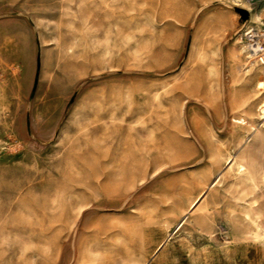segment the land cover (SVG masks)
<instances>
[{
  "label": "rangeland",
  "instance_id": "374dc122",
  "mask_svg": "<svg viewBox=\"0 0 264 264\" xmlns=\"http://www.w3.org/2000/svg\"><path fill=\"white\" fill-rule=\"evenodd\" d=\"M247 28L264 0H0V264H264Z\"/></svg>",
  "mask_w": 264,
  "mask_h": 264
},
{
  "label": "built area",
  "instance_id": "2783aa9c",
  "mask_svg": "<svg viewBox=\"0 0 264 264\" xmlns=\"http://www.w3.org/2000/svg\"><path fill=\"white\" fill-rule=\"evenodd\" d=\"M245 41L248 61L256 64L264 63V30L257 28H247L241 35Z\"/></svg>",
  "mask_w": 264,
  "mask_h": 264
},
{
  "label": "bare ground",
  "instance_id": "6f19581e",
  "mask_svg": "<svg viewBox=\"0 0 264 264\" xmlns=\"http://www.w3.org/2000/svg\"><path fill=\"white\" fill-rule=\"evenodd\" d=\"M245 168H246V167H244L243 165H240V166H239V169H240L239 171H240V172H246V169H245ZM244 175H245V173H244ZM245 176H246V175H245ZM263 176H264V175H263ZM258 235H259V234H258ZM263 236H264V233H263ZM257 237H258V236H257ZM257 237H256L255 239H257Z\"/></svg>",
  "mask_w": 264,
  "mask_h": 264
}]
</instances>
